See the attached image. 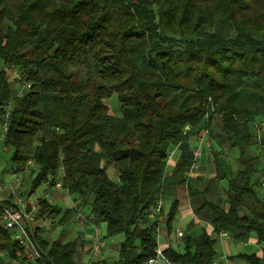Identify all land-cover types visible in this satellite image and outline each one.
Wrapping results in <instances>:
<instances>
[{
	"label": "trees",
	"instance_id": "1",
	"mask_svg": "<svg viewBox=\"0 0 264 264\" xmlns=\"http://www.w3.org/2000/svg\"><path fill=\"white\" fill-rule=\"evenodd\" d=\"M10 66L17 85H29L20 95ZM112 94L119 116L105 103ZM8 102L1 144L14 173L32 165L28 193L59 181L104 223L105 236L123 235L115 260L92 264H144L156 246L150 208L167 202L170 232L180 191L202 196L194 216L210 228L186 232L182 250L163 251L167 259L212 264L226 231L238 243L254 235L261 250L231 261L264 264L259 161L246 151L253 123L264 121V0H0V123ZM203 132L213 175L191 171V148L167 174L170 150ZM224 145L238 151L231 173L220 163ZM39 207L32 237L42 264H78L76 239L49 241L37 226L57 217L67 224L72 209L45 199ZM0 250L21 255L1 225Z\"/></svg>",
	"mask_w": 264,
	"mask_h": 264
},
{
	"label": "built area",
	"instance_id": "2",
	"mask_svg": "<svg viewBox=\"0 0 264 264\" xmlns=\"http://www.w3.org/2000/svg\"><path fill=\"white\" fill-rule=\"evenodd\" d=\"M6 71L14 72L17 71L16 67L10 66L4 68ZM29 85L24 84L17 90L15 95H20L24 88ZM10 109V102L6 105V113L4 120L0 123V143L2 142L5 132L7 129L8 111ZM253 131L255 138L260 147L264 148L261 143L260 135L264 131V121H256L253 123ZM210 145L207 139L206 133L203 132L200 139L199 145L192 149L193 164L196 159L201 156V147ZM171 152L168 153V158ZM167 158V159H168ZM46 184L45 195H47L52 189H62L60 182L56 181L54 184L50 183V180L44 182ZM258 187L264 190V171L257 178ZM10 194V197L3 201H0V225L10 231V237L21 250V255L7 257L3 251L0 250V264H42V252L37 245L36 241L32 237L33 226L36 221V216L39 211V202L41 199L34 195V193L24 196L19 191V183L14 180L12 183L0 186V193ZM33 198L35 203L30 202L29 198ZM163 209V201L158 198L155 200L154 205L150 208L149 216L158 221ZM58 224V223H57ZM67 225L74 227L78 225L81 228L90 226L92 232L88 238V248L86 249V260L79 262L78 264H92L100 261V255L102 254L105 247V239L101 233L98 223L94 217L89 213L85 212L81 207L80 203H76L73 207L72 214L68 219ZM183 236L181 229L175 230L176 241L180 240ZM220 240L229 239L230 235L226 231H220L217 234ZM159 240L158 227L156 230V246L154 248V255L148 258L144 264H176L167 259L161 249ZM216 257L213 259L212 264H215Z\"/></svg>",
	"mask_w": 264,
	"mask_h": 264
},
{
	"label": "rangeland",
	"instance_id": "3",
	"mask_svg": "<svg viewBox=\"0 0 264 264\" xmlns=\"http://www.w3.org/2000/svg\"><path fill=\"white\" fill-rule=\"evenodd\" d=\"M8 72V80L11 83L12 86V94H16L17 90L20 85H17V81L19 79V74L17 71L14 72ZM105 103L109 107V111L112 115L119 116L121 114L120 112V104L118 102L116 94H112L108 99H106ZM263 134L260 135V138L262 137ZM226 152H228V158L229 159H224L220 158V163L222 167L228 172L231 173L232 170L236 169L238 167L235 159L237 156V149L230 150L227 148V146L224 145L223 148ZM203 151L206 152V155L201 158V156L196 159L195 164L198 165L202 171L211 174L213 173V163L211 161V158L208 155V149L205 150V147L202 149V154ZM246 151L251 154V155H256L258 156V167L259 170L257 171V174H255V177H257L264 171V148L260 147L259 144L256 141L249 145L247 147ZM11 157V150L4 148L2 144L0 143V186H4L7 184L12 183L14 180H17L18 183L24 187L27 191L30 188V183L32 176L29 174V170H32L33 167L31 164H28L26 167L25 171L20 172V173H14L13 168L14 165L10 161ZM230 160L231 166L228 165V161ZM223 186H225L224 181L222 182ZM45 189L43 184H40L38 187L35 188V191L33 192L34 195H37L40 199L43 196L42 191ZM258 195L261 198H264V190L260 188H256ZM56 192L59 194L60 198L58 201H51L54 205H56L58 208L62 210H66L69 208L72 203L73 199L76 198L74 195L68 194L66 191L62 189H56ZM222 194H224V191L221 189ZM83 210L85 212H89V208L87 205L82 206ZM168 209V204L167 202H164L163 205V210L160 216L164 217ZM191 219V214H186L182 218L180 217V212L177 213L174 221L171 224V231L169 238L171 239V244L173 247H175L178 250H182L181 245L179 244L181 239L176 241L175 233L174 230L177 226L184 225L183 228H185L187 222ZM58 219L57 218H47L42 221L37 222V226L40 228L41 234L44 238H46L49 241L57 240V239H64V240H72L76 237V229H71L72 232H69L70 229L68 228L67 224L64 225H59L57 224ZM160 224V222L158 221ZM199 224H202L198 222ZM98 226L101 230L102 235L104 236L105 239V254L104 258L107 261H113L117 258V249L116 246L122 241L123 235L122 234H117L114 236H105L106 235V229L105 225L102 222H98ZM68 231V232H67ZM183 235L185 234V229L182 230ZM214 248L216 250V255L222 252V246L219 244V242L216 239ZM229 253H246L250 251H254V246H243L241 244H230L229 245Z\"/></svg>",
	"mask_w": 264,
	"mask_h": 264
},
{
	"label": "crops",
	"instance_id": "4",
	"mask_svg": "<svg viewBox=\"0 0 264 264\" xmlns=\"http://www.w3.org/2000/svg\"><path fill=\"white\" fill-rule=\"evenodd\" d=\"M200 137H201V135L197 139H195L194 141L189 142V144H187V145L180 144V145L173 147L170 150L171 155L167 159V168H166L167 174H170L173 166L175 165V163L178 160L181 159V157L184 155L186 149H188V148L194 149L199 145ZM204 147H205V150L208 149V155L212 161L213 159H212V153H211V149H212L211 144L209 146L206 145V146L201 147V155H202L201 158L206 155L205 151H203V154H202V149ZM220 158L229 159L227 154H221ZM228 165L231 166L230 160L228 161ZM213 170H214V167H213ZM191 171L196 172L198 174L206 173V172L202 171L201 168L196 164L191 166ZM208 175H213V173L208 174ZM43 185L46 188V184L43 183ZM19 191L24 196L29 195L28 191L26 189H24V187H22V185L20 183H19ZM42 193H43V196H42L41 200L45 199L46 201H48L52 205H54V204L51 201H53V200L58 201L60 198L59 194L56 192V189H52L47 195H45V189L42 191ZM8 197H10V194H7L6 192L0 193V201H3ZM178 199L180 202L179 203L180 217L182 218L184 215L190 213L191 219L189 220V222H187L185 228H183L184 225H181V226L179 225L175 228V230L177 228H179L181 230L185 229V233H186L188 231H190V232L196 231L197 232L198 230H200L201 227H205L207 229L210 228L207 223H203V222L198 221L197 218L194 216L195 209L202 203V196L201 195H197L193 198L192 197L190 198L187 195V193L180 191V193L178 195ZM29 200H30V202L35 203L33 198L30 197ZM79 201H80V198H77V199L74 198L72 205L67 209L73 210L74 205L77 202L79 203ZM163 205H164V202H163ZM80 207L82 208V205H80ZM57 219H58V217H57ZM165 220H166V214L164 217L160 216L158 218V221L160 222V224L158 223L159 240H160V244H161L160 245L161 249H163V250H165L169 246H172L171 239L169 238L170 232H168L166 227H165ZM198 222H200L202 224H199ZM97 223H98V221H97ZM75 227H77V229H76V237L74 239H76L78 242L77 253H76L75 258H76V261L79 263V262L86 260V249L88 248V238L91 235L92 228L90 226H87L84 228H81L78 225H75L74 227L68 226V228L70 229L69 232H72L71 229H74ZM175 230H174V233H175ZM216 238H217V241L219 242V244L222 246V252L216 255L215 264H235L233 261H231L229 259L230 256L237 254V253H229L228 248H229L230 244H234V245L235 244H241L243 246H248V245L254 246V249H255L254 251H250V252H246V253L247 254H250V253L261 254L260 247L257 244V240H256V237L254 235H251V237L247 243L234 242L231 237H229V239H227V240H220L217 236H216ZM117 248H118V245L116 246V249ZM104 254H105V250H103L102 254L100 255V260H106L104 258Z\"/></svg>",
	"mask_w": 264,
	"mask_h": 264
}]
</instances>
